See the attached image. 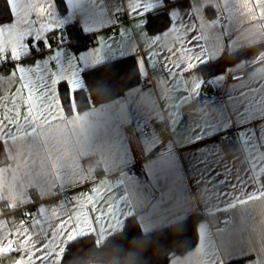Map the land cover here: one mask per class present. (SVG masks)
Instances as JSON below:
<instances>
[{"label": "crops", "instance_id": "0c3cea01", "mask_svg": "<svg viewBox=\"0 0 264 264\" xmlns=\"http://www.w3.org/2000/svg\"><path fill=\"white\" fill-rule=\"evenodd\" d=\"M63 1L65 13L60 12L55 0H27L28 13L35 12L38 3L51 5L47 9L48 16L40 23L14 28L11 35L5 29L0 34V44L10 50L13 43L18 44L28 33L34 36L38 31L60 30L71 24H78L85 35L106 37L119 27L115 25L116 9L127 7V0ZM190 3L191 7L184 10L188 19L194 17L198 25L203 26V31L210 34V45L220 46L218 51L209 53L211 60L206 69L225 54L229 56L228 60L214 73L207 70L202 73L199 91L189 101L183 97L175 99L177 91H186L183 87L173 91L172 85L160 84L161 89L167 88L171 94V103L166 110L161 109L158 93L151 96V102L145 99L153 92V78L148 84L129 88L121 97L79 111L78 117L68 115L49 125L63 134L49 138L48 144L55 146L46 158L37 149L29 148L39 140V134L29 137L24 144L9 143L6 162L0 166V221L19 219V213L35 211L33 204L23 202L31 199L34 204L41 203V190L53 193L43 201L51 206L60 186L67 188L70 180L83 184L85 179L90 183L105 179L114 186L121 185V191L128 197L129 212L122 221L124 226L127 219L136 217L143 231L150 233L195 215L198 243L191 250L172 257L168 264H215L218 258H222L224 264H232L230 259L241 254V248L245 251L259 249L264 204L250 209L246 216L239 207L209 215V211L215 209L219 189L200 175L202 169L197 167L194 158L200 161L203 156L210 163L214 162L218 172L212 180L221 174L228 175L224 172L227 168L233 176L237 172L241 178L248 174L249 182L259 187V173L256 170L249 172L246 161L255 159L258 164L264 161V19L250 23L248 17L239 14L238 0H190ZM170 17L175 26L183 12H172ZM213 24L216 27H212ZM85 28L88 31H84ZM174 35L162 38L161 43H171ZM116 39L119 42L121 38L117 36ZM141 40L142 37L135 33L126 37V50ZM97 46L94 40L93 47L88 49ZM111 54H118L117 50L114 48L108 53L104 49L99 55ZM245 68L249 71L244 79L229 81L230 73ZM0 72L7 71L0 69ZM207 92H214L222 99L207 105ZM240 92L249 93L250 107L244 110L237 103ZM154 122L161 126L144 135L143 128ZM219 135L230 137V143L221 145L217 140ZM133 146L138 148V156ZM42 161L44 167H41ZM160 161H168L170 166L162 169ZM53 165L59 177L50 181L48 173ZM9 204L14 207L9 208ZM221 215L231 217L225 229L218 228ZM204 221L209 225L210 235L204 236L203 246L197 251V245L202 242ZM118 232L119 229L105 232L102 244ZM94 237L98 240L101 235L98 232ZM15 258L8 256L0 260V264H13ZM91 264L108 263L99 260Z\"/></svg>", "mask_w": 264, "mask_h": 264}, {"label": "snow or ice", "instance_id": "6c2138e0", "mask_svg": "<svg viewBox=\"0 0 264 264\" xmlns=\"http://www.w3.org/2000/svg\"><path fill=\"white\" fill-rule=\"evenodd\" d=\"M55 3L63 7V0H55ZM6 4L7 15L0 16V34L7 29L10 35L14 28L21 25L42 22L51 7L38 3L36 11L28 13L30 5L27 0H6ZM190 7V0H127L126 8L116 9L115 25L119 27L106 37L82 36L79 30L72 28L64 32L48 28L34 36L28 33L21 37L20 42L13 43L10 50L0 44V69H9L0 72V150L7 153L9 143L24 144L29 137L39 134V140L29 148L42 152L45 158L50 155L51 147L55 145L48 144L49 138L55 139L63 133L48 126L67 118L69 111L72 117L80 116L78 98L101 78V65L107 67L112 80L125 75L127 69L124 66L129 59L120 58L123 56L133 61L137 74L144 76L146 82L155 78L151 85L153 92L145 96L149 102L151 96L158 93L161 109L166 110L171 103V94L167 88L161 89L160 84L172 85L173 91L183 87L186 91H177V100L181 97L185 101L193 99L203 80L202 73L205 70L215 72L216 65L208 69L206 65L211 60L209 53L218 51L220 46L210 45V34L203 31V26L198 25L194 17L188 19L184 10ZM209 7L206 6V12ZM238 8L239 14L248 17L250 23L264 19V0H238ZM172 12H183V17L175 22V26L170 17ZM133 33L142 40L126 50L125 38ZM173 34L171 43H161L162 38ZM69 36L80 42L95 40L98 46L82 51L79 44H68ZM117 36L121 38L119 42ZM65 45H68L67 49ZM114 48L118 54L99 55L104 49L112 53ZM6 84L14 87L9 89ZM238 96L241 110L250 107L249 93L240 92ZM87 101L92 104L90 95ZM194 162L202 169L200 175L219 189L216 191L215 209L209 211V215L215 216L222 209L229 212L239 207L246 216L250 209L264 204V167H261L264 161L259 164L255 159L246 161L249 172L256 170L259 173V187L249 182L248 174L241 178L237 172L233 176L227 168L224 172L228 175L221 174L212 180L218 172L214 162L210 163L203 156L200 161L194 158ZM159 164L162 169L170 166L168 161H160ZM41 167H44L43 161ZM48 176L50 181L59 177L55 165ZM121 187L105 179L95 183L85 179L83 184L72 179L67 188L60 186L57 199L51 202V206L43 201L53 193L41 190V203L34 204L31 199L23 202L33 204L35 211L30 209L19 213V219L13 217L11 221L7 218L0 221V260L15 256L13 264H67L80 243L98 232L101 238L95 241V246L100 247L105 232L124 230L122 221L129 211L128 197ZM12 207L9 204V208ZM260 223L259 249L245 251L241 248V254L230 259L232 264H264V221ZM202 229V242L197 245V251L203 246L204 236L210 235L207 222L202 223ZM135 235L136 231L127 232L125 241ZM215 264H224V260L218 258Z\"/></svg>", "mask_w": 264, "mask_h": 264}, {"label": "trees", "instance_id": "16d2710c", "mask_svg": "<svg viewBox=\"0 0 264 264\" xmlns=\"http://www.w3.org/2000/svg\"><path fill=\"white\" fill-rule=\"evenodd\" d=\"M61 13L66 12V4L63 1V7H59ZM7 15L6 0H0V16ZM72 28L79 30L80 35L88 36L82 33L81 28L77 29L76 24L67 25L64 30ZM75 35V32L73 33ZM68 43L79 44L81 50L86 49L84 41L80 42L68 37ZM229 56L225 54L215 62L210 64L221 67ZM129 59L124 66L127 73L117 80H112L107 72V67L101 65L102 76L89 86L87 92L80 94L77 101L79 111L90 108L93 104L107 102L121 97L125 92L140 83L142 76L137 74L133 61ZM91 96L92 104L87 101ZM69 115H71L69 111ZM6 162V153L0 150V166ZM136 231L137 235L125 241L127 232ZM199 240V234L195 225V215H191L182 221L173 225L161 228L157 231L146 233L143 231L138 219L131 217L127 219L124 230L111 236L106 242L95 246V237L85 238L72 257L68 259L67 264H91L93 262L104 260L108 264H168L170 259L176 255L183 254L196 246Z\"/></svg>", "mask_w": 264, "mask_h": 264}, {"label": "built area", "instance_id": "2783aa9c", "mask_svg": "<svg viewBox=\"0 0 264 264\" xmlns=\"http://www.w3.org/2000/svg\"><path fill=\"white\" fill-rule=\"evenodd\" d=\"M76 28L80 29V26L78 24H76ZM60 32H62L63 30L60 29ZM88 36H93V35H88ZM86 45V49L93 47L94 45V40H86L84 41V46ZM4 71H8L9 69H2ZM249 71V68H245L243 70L240 71H234L232 73H230L229 75V81L231 82H235V81H239L244 79L247 76V73ZM150 80H148L147 82L145 81V78H143L142 83L143 84H148ZM222 97L214 92H207L206 95V99L205 102L207 105H211V104H215L216 102H218L219 100H221ZM159 126H161V124L159 122H154L151 126H145L142 130L143 134L146 135L148 134L152 128H158ZM217 140L221 145H227L230 143L231 138L230 137H224V136H217ZM136 155L138 156L139 154V150L136 146H133ZM138 158V157H137ZM231 221V217L229 215H221L219 217L218 220V228L219 229H225L227 228L229 222Z\"/></svg>", "mask_w": 264, "mask_h": 264}]
</instances>
